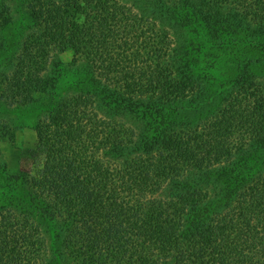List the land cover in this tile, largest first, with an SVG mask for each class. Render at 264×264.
I'll return each mask as SVG.
<instances>
[{
  "label": "trees",
  "instance_id": "obj_1",
  "mask_svg": "<svg viewBox=\"0 0 264 264\" xmlns=\"http://www.w3.org/2000/svg\"><path fill=\"white\" fill-rule=\"evenodd\" d=\"M151 1L152 19L127 0L28 5L31 29L0 72V104L40 107L49 80L54 98L61 71L50 59L69 51L87 73L77 91L104 86L100 103L113 115H100L87 96L54 99L37 124L42 167L21 172L26 198L0 208V264H66L68 256L72 264H264V96L244 79L230 85L225 60L204 47L200 32L212 36L218 25L208 22L214 4ZM214 1L243 9V34L261 33L264 0ZM176 64L220 79L184 77ZM214 98L220 108L209 123L174 129Z\"/></svg>",
  "mask_w": 264,
  "mask_h": 264
},
{
  "label": "rangeland",
  "instance_id": "obj_2",
  "mask_svg": "<svg viewBox=\"0 0 264 264\" xmlns=\"http://www.w3.org/2000/svg\"><path fill=\"white\" fill-rule=\"evenodd\" d=\"M54 1L57 3L62 2V0ZM127 1L133 4L132 6L135 11L140 12L144 17L150 19L154 18L150 5H153L155 1ZM30 2L31 0H0V22L7 23L5 30L2 32L0 31V72L8 67L10 63L12 64L14 57L19 55L21 45L19 39L20 37H24L31 29V14L28 10ZM211 3L214 4L212 5L214 8V16L212 15L208 22L218 21V25H215V28H212V30L215 31L212 36H210V33L206 30L200 32V38H204V47L215 49L216 52L220 54L221 62L225 60L223 64L228 67L230 73L227 77L223 75V78L229 81L230 85L233 84L232 81H235L236 78L244 79L245 82L252 84L251 89H253L258 96H264V62H262L263 64L261 63L263 66L259 68L256 67L258 65L254 62L255 60L264 59V20L261 22L262 25L260 24L262 27L259 35L256 34L255 36H252L249 33L243 34L241 31L243 28L241 22H244V20L245 22L250 21L246 19V15L241 7H235L231 3L216 7L214 0L198 1L197 6L208 8ZM197 6L196 8H198ZM217 8H220V10L217 11L218 13L216 14ZM225 11L227 12L228 17H226ZM155 19L158 20L159 25L166 23L164 18L160 19L157 17ZM199 19L200 21H203V19ZM168 32L170 33L171 38L175 39V34L177 32L173 28ZM192 39L194 40L193 37ZM196 50L202 53L199 48H196ZM189 52L191 51H188L187 54ZM182 54L176 53L173 57L182 56ZM57 55L58 58H55L53 61H51L53 57L50 59V65L48 66L49 69L56 68L58 71H61L57 78L58 81L55 88L57 91L53 94L54 98H49L48 95L52 84V81L50 82L49 80L45 86V90H48L44 95L43 101L45 104L40 107L31 105L16 106L0 104V208L6 209L9 208V206H17L16 201H22V197H25L29 190L27 179H29L30 175L35 176L39 173L44 158L42 153L36 147L37 124L39 121L43 120L44 115L51 109L52 103L54 104V99L56 97L65 98L72 97L73 95H80L82 97L87 96V100L89 99L88 102L91 104L92 108L97 109L96 111H98L100 115H113L111 109L108 110L104 108L103 104L100 103L103 97L102 92L104 91V86L100 85L95 88V83H93V85L87 84L86 89L77 91L76 88L79 85L88 82L83 61L80 60L75 63L69 51H63ZM174 61L177 60L174 59ZM232 63H235L234 66H236L233 70H231ZM184 68L180 64H178L177 67L176 64L175 72L183 73L184 77L191 76L193 78H200L203 74L208 75V73L201 72L200 69H196L194 66L191 72L192 74H184V72H186ZM234 70H237L238 72L239 70H244V72L239 74V76L236 75ZM231 71L233 73H231ZM208 76L213 77V79H220L216 74H213V76L209 74ZM215 83L216 82H214V85ZM120 92L121 91H118L117 93ZM121 98L125 99L122 94ZM11 99L13 102L14 100L16 101L15 98ZM134 99L137 98L134 97ZM219 108L220 103L214 98L212 104L205 105L201 113L197 114L194 118H190L193 122H180V125L175 126L174 129L183 132L192 126L202 127L213 119ZM114 117V119L120 120L129 116L125 115L123 112H117ZM123 122L127 123L126 120ZM130 125H133L131 126L132 128L138 129V127H140L137 124ZM243 150L247 152L249 151L248 148H244ZM237 152L238 151L234 152L235 157L241 155V153ZM259 153L257 152L256 154H259L264 159L263 149H261ZM257 169L264 171V162ZM21 172L27 173L29 176L25 177ZM16 177L20 178L22 187H19L17 184L19 180ZM28 205L29 204L26 205V209L29 210L30 207ZM66 252L69 253V248L66 249ZM71 254L72 253H70V255ZM66 259V264H72L74 261L69 258V256L66 257Z\"/></svg>",
  "mask_w": 264,
  "mask_h": 264
}]
</instances>
